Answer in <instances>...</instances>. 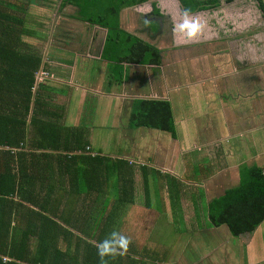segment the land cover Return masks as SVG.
<instances>
[{"label":"crops","instance_id":"0c3cea01","mask_svg":"<svg viewBox=\"0 0 264 264\" xmlns=\"http://www.w3.org/2000/svg\"><path fill=\"white\" fill-rule=\"evenodd\" d=\"M10 3H5L8 9L20 13L24 24L37 32L26 41L42 59L29 119L43 84L59 124L67 129L81 126L90 141L86 149L116 161L113 180L98 184L103 194L89 190L77 196L74 188V198L69 197L80 209L72 210L69 218L85 229L72 231L91 243H99L86 224L91 206L119 217L120 233L130 243L123 255L105 257L102 264H237L235 254L241 249L242 264H263L264 222L253 232L234 236L209 217L211 200L240 182L242 167L264 166V13L259 0H219L216 6L192 12L203 25L195 40H187L176 28L183 10L180 0H145L123 7L119 27L157 47L161 62L123 63L121 80L116 78L117 64L103 58L107 28L82 18L79 7L64 0ZM153 3L160 14L153 13ZM136 98L168 100L175 135L130 126V105ZM89 103L98 105L99 119L107 123L99 125L104 129L101 141L84 115ZM111 130L115 141L125 143L106 154L101 145ZM204 155L208 163L197 162ZM200 165L201 171L195 169ZM152 199L158 203L153 205ZM161 219L177 231L185 227L176 232V240L165 241ZM241 236L250 237L246 245L225 242ZM216 241L221 254L215 252ZM198 246L205 249L201 258L188 260V251Z\"/></svg>","mask_w":264,"mask_h":264},{"label":"trees","instance_id":"16d2710c","mask_svg":"<svg viewBox=\"0 0 264 264\" xmlns=\"http://www.w3.org/2000/svg\"><path fill=\"white\" fill-rule=\"evenodd\" d=\"M144 1L64 0L79 7L85 20L107 28L103 58L117 64V80L123 77V63L161 62L157 47L119 27L120 10ZM180 2L192 13L216 6L219 0ZM5 3L11 4L0 0V264H102L97 244L72 231L78 221L69 215L80 209L70 204L69 197L74 198V188L77 196L89 190L103 194L98 184L113 180L116 161L86 149L90 141L81 126L67 129L59 124V113L50 108L43 84L37 88L29 119L42 59L26 41L36 31ZM259 5L264 13L262 0ZM153 13L160 14L155 3ZM129 123L176 132L166 99H133ZM209 217L213 225H226L234 236L253 232L264 222V166L242 167L240 182L211 200ZM100 222L95 221V228Z\"/></svg>","mask_w":264,"mask_h":264},{"label":"rangeland","instance_id":"374dc122","mask_svg":"<svg viewBox=\"0 0 264 264\" xmlns=\"http://www.w3.org/2000/svg\"><path fill=\"white\" fill-rule=\"evenodd\" d=\"M36 36H37V32H36V35L34 37H30V38L35 39ZM97 106L98 105H96L95 103H89L87 105V108H86L87 110L84 112V115H85V117H87V119H91L89 122H93V125H95L94 132L96 133V137L98 138V140L101 141L100 134L102 133V130H104V129L103 128L99 129L100 128L99 125H101V124L102 125H104V124L107 125V123H106V121H104L102 119H99V114H98V110L99 109H97ZM94 109L95 110L97 109L96 114L93 111ZM96 117H98V118H96ZM104 140H105L106 144L103 143V145H101V146L103 147V150H104V152L106 154H111L114 151H118V146L117 145L121 144L123 146L124 143H125L123 141H121V142H118V140L115 141V131L114 130H111L110 134L108 136H106V139H104ZM93 145L95 146V148H99L100 147L99 143H96L95 141H94ZM206 158L207 157L204 155L203 157H200L199 159H197V162H199V163H202V162L208 163V161H205ZM208 166H209V164H208ZM200 168H201V165H200V167L195 166V169H200ZM206 170H207V168L205 167V171ZM200 171H201V169H200ZM199 174L201 175V173H197L196 175H199ZM151 184L156 186V184L153 183V182H151ZM157 203H158L157 199H155V200L152 199V204L153 205H156ZM99 212H100V209H98V211H96V207L93 206V209H92L91 214H90V219H87V225L89 226L90 230H92V231H94L96 233L94 235V238H96L95 241L97 240V241L100 242L101 240H103L107 236V234L109 232H111V231L120 232V229H119L120 224H119V221H118L119 217H116L113 212H111V213H105V211L102 212V213H99ZM100 214H102V216ZM97 219L101 221L100 224L98 225V229L95 228V221ZM159 223L162 224L166 228L165 231H167V232H166L165 241L167 243H169V241L176 240L178 238V233H176V232H181L185 228V227L182 226L183 228L181 230L177 231L176 228H175L176 225L165 224L163 219H161L159 221ZM159 228H160V226L157 225L156 229H159ZM263 236H264V233H263ZM247 238H250V237L249 236H243V237L241 236L240 238L239 237H235V238H231L230 241L227 240L225 242H226V244H229L230 246L232 244H234V242H236V246L241 245V243L243 245H246L248 243L247 240H246ZM158 241L160 242V244H162V240H158ZM215 244H216V246H218L217 247L218 250H216L215 252L217 254H221L220 252L223 251V249L218 244V241H216V243H214L213 245H215ZM253 244L254 243H252V245ZM196 248H197L196 250L188 251V253L186 255V256H188V260L193 261L195 259H198V258L200 259L201 258L202 250H205V249L202 246H198ZM160 251H163L162 247H160ZM242 251H243V249H241L238 254H235L236 255L235 256V263H237V264L238 263L242 264V262L244 261V256L241 255ZM263 264H264V262H263Z\"/></svg>","mask_w":264,"mask_h":264},{"label":"clouds","instance_id":"9594fccd","mask_svg":"<svg viewBox=\"0 0 264 264\" xmlns=\"http://www.w3.org/2000/svg\"><path fill=\"white\" fill-rule=\"evenodd\" d=\"M181 21L176 26L187 40H195L202 31V23L191 13V10L184 8L181 13ZM130 241L127 236L111 231L97 244V255L103 260L106 256L123 255Z\"/></svg>","mask_w":264,"mask_h":264},{"label":"water","instance_id":"95a60500","mask_svg":"<svg viewBox=\"0 0 264 264\" xmlns=\"http://www.w3.org/2000/svg\"><path fill=\"white\" fill-rule=\"evenodd\" d=\"M263 4H264V0H262Z\"/></svg>","mask_w":264,"mask_h":264}]
</instances>
